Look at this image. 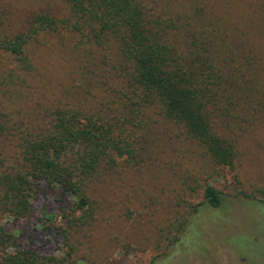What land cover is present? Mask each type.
I'll return each mask as SVG.
<instances>
[{"label":"rangeland","instance_id":"obj_1","mask_svg":"<svg viewBox=\"0 0 264 264\" xmlns=\"http://www.w3.org/2000/svg\"><path fill=\"white\" fill-rule=\"evenodd\" d=\"M142 3L149 18L175 24L172 31L178 35L183 20L196 13L221 25L240 22L244 14L255 20L248 34L256 46L261 45L257 39L260 10L250 0ZM40 14L56 20L57 28L34 35L26 50L30 71L22 70L13 56L0 49V109L9 127L0 137V173L17 166L21 135L45 128L55 109L94 111L116 106L111 91L118 84L113 79L118 45L109 40L103 47L108 56L101 69L106 85L100 86V77L89 81L80 37L68 25L69 0H0V38L27 30ZM258 56L264 57V48ZM259 86L264 87V82ZM259 96L264 104V96ZM246 115L236 127L218 129L235 145L236 163L231 170L207 156L183 125L166 118L155 102L146 109L153 136L143 143L140 163L120 160L88 181L93 213L87 225L57 240L47 233L40 225L44 212L59 221L71 198L41 182L31 200V214L16 218L0 210V226L15 235L22 248L75 264H152L155 260L156 264H264V112ZM207 186L221 193L220 208L198 206ZM184 222L190 225L182 232V242L174 244Z\"/></svg>","mask_w":264,"mask_h":264},{"label":"trees","instance_id":"obj_2","mask_svg":"<svg viewBox=\"0 0 264 264\" xmlns=\"http://www.w3.org/2000/svg\"><path fill=\"white\" fill-rule=\"evenodd\" d=\"M250 1L260 10V47L248 34L255 20L244 14L240 22L221 25L196 13L183 20L178 35L172 31L175 24L149 18L142 0H69L68 25L80 37L89 81L104 79L101 69L108 58L104 44L114 40L118 45V65H113L118 84L111 91L116 106L94 111L57 108L45 128L22 134L17 166L0 173V210L16 218L28 217L37 185L44 182L67 193L71 201L61 210L59 221L44 212L43 229L57 240L87 225L93 213L88 181L113 169L120 160L140 163L143 145L153 136L146 109L155 102L166 118L183 125L216 164L234 170L235 145L220 136L218 129L236 127L250 111L254 115L264 112L259 96H264V87L259 86L264 82V57L258 56L264 48V0ZM55 28L56 20L40 14L27 30L0 38V49L13 56L22 70L30 71L28 45L38 32ZM8 131L0 109V137ZM222 201L221 193L207 186L198 206L214 210ZM189 225L180 224L174 244L182 242V232ZM0 264L75 263L22 248L16 236L0 226Z\"/></svg>","mask_w":264,"mask_h":264}]
</instances>
